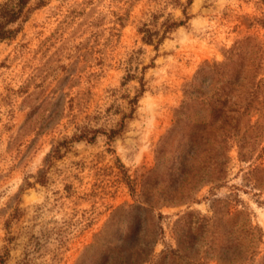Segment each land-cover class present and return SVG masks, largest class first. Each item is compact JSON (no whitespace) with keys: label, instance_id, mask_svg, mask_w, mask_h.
I'll return each instance as SVG.
<instances>
[{"label":"rangeland","instance_id":"obj_1","mask_svg":"<svg viewBox=\"0 0 264 264\" xmlns=\"http://www.w3.org/2000/svg\"><path fill=\"white\" fill-rule=\"evenodd\" d=\"M189 1L31 0L18 34L0 41V264L135 258L143 175L156 169L158 194H172L183 165L186 135L170 132L189 84L248 38L262 54L249 112L229 122V148L199 157L223 178L156 209L163 232L143 264H264V0ZM169 18L187 23L158 48L143 41L145 24L163 30ZM141 77L135 115L110 140Z\"/></svg>","mask_w":264,"mask_h":264},{"label":"trees","instance_id":"obj_2","mask_svg":"<svg viewBox=\"0 0 264 264\" xmlns=\"http://www.w3.org/2000/svg\"><path fill=\"white\" fill-rule=\"evenodd\" d=\"M30 2L31 0H6L0 4V41L12 39L18 34L19 29L13 26L23 19ZM189 2L192 3L191 0ZM184 13L186 18L190 19L187 8L184 9ZM186 23V19L169 18L162 24L163 30H154L149 24H145L140 29V33L143 34L145 43L153 44L158 48L173 30ZM259 51L261 50L258 44H254L250 38L239 41L225 61L213 64L205 63L193 82L189 84L186 90V99L177 111V121L170 132V134L181 132L182 135H186V154L183 157V165L172 179L170 185L172 194H158L157 185L152 179L156 169L149 170L143 175L141 182L143 192L139 194L141 203L132 208L139 211V220L136 223L135 231L137 228L141 230L145 226L144 248L136 252L135 258L116 257L113 258L112 264L148 262L153 252V246L163 232L160 222L162 214H157L156 209L165 204L190 201L193 199L194 192L203 184L223 178L224 170L213 168L211 173L206 166L199 165L201 163L199 157L203 147L207 149V147L218 145L229 148L230 139L234 136L233 128H227H231L229 122L234 120L235 114H248L250 100L256 94L253 87L259 84L262 55L259 54ZM137 77V74L129 72L125 80ZM140 84L138 93L128 100L130 111L124 113L120 128L111 129L108 134L110 140H113L121 132L127 118L134 117L140 97L146 91L144 77L140 78ZM192 115L195 116L193 120ZM97 131L94 130L93 134L86 131L81 132L74 136L73 140L94 141ZM73 140L60 141L48 158H61L64 148L68 149ZM161 159L162 156L159 155V164ZM133 189L135 190L134 187ZM241 213L243 212L239 211V214Z\"/></svg>","mask_w":264,"mask_h":264}]
</instances>
